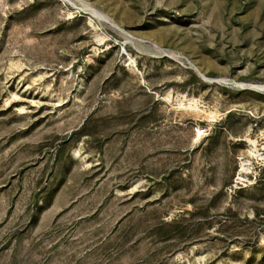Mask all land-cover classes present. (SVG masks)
Listing matches in <instances>:
<instances>
[{
    "label": "rangeland",
    "instance_id": "obj_1",
    "mask_svg": "<svg viewBox=\"0 0 264 264\" xmlns=\"http://www.w3.org/2000/svg\"><path fill=\"white\" fill-rule=\"evenodd\" d=\"M0 264H264V0H0Z\"/></svg>",
    "mask_w": 264,
    "mask_h": 264
}]
</instances>
